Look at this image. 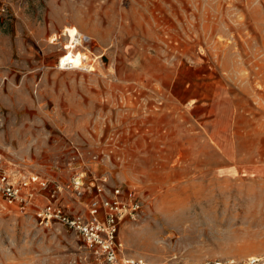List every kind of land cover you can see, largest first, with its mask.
<instances>
[{
	"label": "rangeland",
	"instance_id": "374dc122",
	"mask_svg": "<svg viewBox=\"0 0 264 264\" xmlns=\"http://www.w3.org/2000/svg\"><path fill=\"white\" fill-rule=\"evenodd\" d=\"M0 161L48 182L0 201V264H106L36 216L89 218L103 180L120 264L264 261V0H0Z\"/></svg>",
	"mask_w": 264,
	"mask_h": 264
},
{
	"label": "built area",
	"instance_id": "2783aa9c",
	"mask_svg": "<svg viewBox=\"0 0 264 264\" xmlns=\"http://www.w3.org/2000/svg\"><path fill=\"white\" fill-rule=\"evenodd\" d=\"M82 43L83 38L80 37ZM80 177L72 180L74 189L82 194L83 182ZM36 187L44 191L48 188V182L32 176L20 183H14L9 173L0 161V201H7L20 205L23 209L32 206ZM97 198L89 205V218L68 215L61 205L49 202L36 213L37 220L45 227L58 223L72 230L86 246L96 255L102 257L106 264H120L119 257L122 252V244L118 239L119 224L126 208L122 202V191L118 188L111 189L107 181L94 184ZM26 192V193H25ZM128 208L133 217L140 210V202L132 195L128 197ZM123 264H151L143 259L123 260ZM163 264H262L259 259L249 258L244 261H206L203 263H184L182 261H170Z\"/></svg>",
	"mask_w": 264,
	"mask_h": 264
},
{
	"label": "bare ground",
	"instance_id": "6f19581e",
	"mask_svg": "<svg viewBox=\"0 0 264 264\" xmlns=\"http://www.w3.org/2000/svg\"><path fill=\"white\" fill-rule=\"evenodd\" d=\"M66 36L68 37V50H74L75 46L80 45L81 42L79 38L77 37L78 31L74 28H66ZM89 58L86 54L82 55H74V56H64L61 58L60 64L61 68L65 66H70V67H78L82 61H86ZM60 66V65H59ZM15 181V180H14ZM262 264H264V261L260 259Z\"/></svg>",
	"mask_w": 264,
	"mask_h": 264
}]
</instances>
